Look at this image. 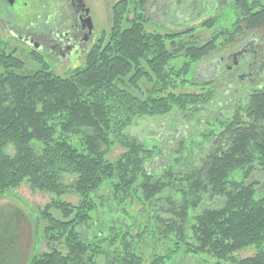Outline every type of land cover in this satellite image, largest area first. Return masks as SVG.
<instances>
[{"label":"trees","instance_id":"obj_1","mask_svg":"<svg viewBox=\"0 0 264 264\" xmlns=\"http://www.w3.org/2000/svg\"><path fill=\"white\" fill-rule=\"evenodd\" d=\"M226 1L235 13L232 24L202 45L184 41L193 38L191 29L148 32L151 0L119 1L107 40L102 35L83 66L66 77L47 65L25 73L13 51L0 50V196L24 184L51 197L39 212L45 250L25 264H165L177 254H204L215 264H264V193L259 197L250 181L255 171L264 176V85L250 88L215 130L203 134L211 151L198 166L184 159L185 147L151 173L146 164L156 157L154 147L124 134L135 120L196 113L213 93L184 91L198 85L193 75L186 78L191 68L216 49L238 47L247 32H261L264 42L260 1ZM216 21H205L200 30H212ZM177 57L184 62L170 66ZM115 145L123 152L110 160ZM65 177L74 180L67 184ZM104 187L132 221L108 229L106 237L84 240L78 228L93 221L103 205L96 195ZM66 195L78 202L62 200ZM205 199L222 204L189 223V213ZM145 204L153 212L147 223L138 219ZM20 220L18 210L0 208V264L19 262ZM146 247L148 257L142 253ZM249 247L252 256L236 257Z\"/></svg>","mask_w":264,"mask_h":264},{"label":"rangeland","instance_id":"obj_2","mask_svg":"<svg viewBox=\"0 0 264 264\" xmlns=\"http://www.w3.org/2000/svg\"><path fill=\"white\" fill-rule=\"evenodd\" d=\"M119 1L122 0H83V3L87 6L88 18L92 21L94 31L91 40L87 44V48H90L92 45L94 46L102 35L104 36V42L107 40L111 26L112 8ZM259 1L264 6V0ZM3 6L0 7V50H5L6 52L13 51L15 57L23 61L25 73L37 71L42 69L44 65H47L48 69L54 74L66 77L74 69L83 66L87 55L85 52L82 55L80 54L82 56L80 58L74 57L70 62L66 61L62 63L61 67L54 65L51 58L47 56H44V58L39 56V62H35L28 47L16 38L11 37L10 31H8V27L14 32L18 29L28 28L30 33L36 34V32L42 30L43 27L41 26L44 22H52L55 20L53 16L56 17L57 15L66 13V7L63 4H54L53 0H34V3H32V0H16L12 8L9 7L5 10ZM234 14L231 5L226 0H151L147 5V17L149 21L146 23V30L153 33L167 34L191 29L192 31L194 30L192 33L193 38L188 40V37H185L184 41H191L195 45H202L216 31L229 28L235 18ZM215 17H217V21L212 30H200L201 25L205 21ZM6 24L8 27H6ZM44 32L46 33V31ZM261 34L258 31L247 32L242 41H256V43L258 41L259 47L261 43H264L261 41ZM85 46H83V49ZM235 49V44L225 45L216 49L215 52L210 53V55L191 68L190 73L186 76L187 79H190L193 75L198 82V85L194 88L188 86L183 88L186 93H200L199 89L202 88L205 90V93L208 91L213 93L212 98L201 106L202 108L196 113L170 112L164 116L135 120L125 131V137L136 140L148 148L153 146L157 152L155 159L146 164L147 171L155 173L164 168L171 163L173 155L178 149L182 151L185 147L188 149L184 151V159L191 157L190 161L196 163L198 166V161L204 159L211 151L210 143L204 141L203 134H208L215 130L216 123L223 121V118H227L233 112L234 107L245 100V93L249 92L250 88L264 85V72L260 74L261 81H258L257 77L252 78L254 82L249 81L245 77L240 79L239 77L242 75L243 70L239 66H234L233 73L229 76L225 69L219 70V73L214 76L216 71L208 63H214L218 61V58L223 56V65L229 66L232 59L230 61L227 59L231 58V53ZM183 62L184 59L182 57H177L172 59L169 65L179 66ZM190 147L191 149H189ZM122 152V148L115 145L109 152L108 157L110 160H114ZM73 180V177H65V183L67 184ZM250 181L256 183L258 187L257 194L259 197L262 196L264 193L263 174L255 171ZM50 200L49 194L32 192L24 184L19 189L10 192V194L0 196V208L8 207L16 209L21 215L17 240L20 247L18 264H25L34 254L45 250L39 222V212ZM62 200L71 204L78 202V198L71 195L63 196ZM96 202H102L103 205L99 206L98 210L94 213L93 221L87 227L78 228L82 239L91 240L96 235L106 237L108 229L119 226V224L130 225L132 220L125 214L121 206L116 205L111 200L108 187H104L98 192ZM221 204L222 202L219 199H214L213 201L205 199V202H203L199 209L189 213L188 222L192 223V217L199 215L205 209L216 208L221 206ZM130 205V209L138 211L136 204L134 206L129 203ZM126 210H129L128 207H126ZM54 216L59 217L56 212H54ZM152 216L151 207L149 208L145 204L143 212L138 219L141 218V221L147 223V219ZM142 253H144L145 257H148V248L143 249ZM254 253V247H249L236 253V257H249ZM216 261L215 258L204 254L199 256L177 254L169 262H165V264H215Z\"/></svg>","mask_w":264,"mask_h":264},{"label":"flooded vegetation","instance_id":"obj_3","mask_svg":"<svg viewBox=\"0 0 264 264\" xmlns=\"http://www.w3.org/2000/svg\"><path fill=\"white\" fill-rule=\"evenodd\" d=\"M9 2H12V4ZM15 2L16 0H0V7L4 5L3 8L6 10V8H12ZM53 2L54 4H63L68 15L64 13L56 17L53 16L55 20L52 22L46 21L42 26L38 25L43 28L36 34L30 33L28 28L18 29L14 32L9 29L7 24L6 27H8L11 37L24 43L31 54L43 58L47 56L51 58L54 65L61 67L62 63L70 62L74 57L80 58L82 57L80 54L89 51L93 45L87 48V44L91 40L94 31L92 21L90 22L88 18L87 6L83 3V0H53ZM32 3H34V0H32ZM258 44V41L257 43L252 41L238 45L231 53V58L227 59L229 61L232 59L229 66L223 65V56L214 63H208L216 71L214 76L221 69L227 70L229 76L233 73V67L239 66L243 70L240 79L245 77L249 81H253L252 78L257 77L258 81H261L260 74L264 72V45L260 44L258 47ZM83 46H85L84 49Z\"/></svg>","mask_w":264,"mask_h":264},{"label":"water","instance_id":"obj_4","mask_svg":"<svg viewBox=\"0 0 264 264\" xmlns=\"http://www.w3.org/2000/svg\"><path fill=\"white\" fill-rule=\"evenodd\" d=\"M10 4H12V2H9ZM87 12H88V10H87ZM90 21V20H89ZM91 22V21H90Z\"/></svg>","mask_w":264,"mask_h":264}]
</instances>
